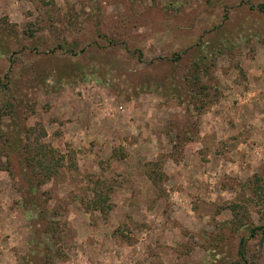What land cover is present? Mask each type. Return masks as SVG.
<instances>
[{"label":"rangeland","instance_id":"1","mask_svg":"<svg viewBox=\"0 0 264 264\" xmlns=\"http://www.w3.org/2000/svg\"><path fill=\"white\" fill-rule=\"evenodd\" d=\"M0 81V264H264V0H0Z\"/></svg>","mask_w":264,"mask_h":264},{"label":"trees","instance_id":"2","mask_svg":"<svg viewBox=\"0 0 264 264\" xmlns=\"http://www.w3.org/2000/svg\"><path fill=\"white\" fill-rule=\"evenodd\" d=\"M2 81H0V85H1ZM14 84L11 83V81L9 82V80L6 79V82L4 83V89H5V92L6 91H9L10 89H12ZM12 104L10 105V103H3V106H0V112H2L3 110H6V111H13V108H12ZM2 114V113H1ZM2 116V115H1ZM29 149L30 148H25V153L27 151V154L28 156H30L29 154ZM36 168H39L40 170H45L47 169L48 171H50L52 169V172H56V165L53 164L52 167H49L47 166V164H44L42 162H38L36 164L32 163V160L29 159V157H27L26 161H25V170L26 171H30V172H35ZM262 230V233L264 234V229H260ZM240 251L239 253L242 254V249H243V241L240 242ZM241 264H248L245 260H243V262Z\"/></svg>","mask_w":264,"mask_h":264}]
</instances>
